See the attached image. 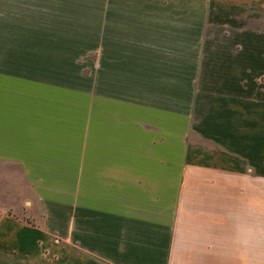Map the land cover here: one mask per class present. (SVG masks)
<instances>
[{
    "label": "crops",
    "instance_id": "crops-1",
    "mask_svg": "<svg viewBox=\"0 0 264 264\" xmlns=\"http://www.w3.org/2000/svg\"><path fill=\"white\" fill-rule=\"evenodd\" d=\"M238 1L252 23L231 27L252 41L199 53L190 8L188 21L140 9L130 22L110 8L101 49L122 50L115 65L141 58L140 79L111 77L141 80L131 103L155 111L156 143L173 145L134 153L130 131L128 150H112L116 122L97 119L100 105L91 136L63 115L81 33L69 17L84 0H0V163L26 181L0 197L32 193L42 212L0 200V264H264V0Z\"/></svg>",
    "mask_w": 264,
    "mask_h": 264
},
{
    "label": "rangeland",
    "instance_id": "rangeland-1",
    "mask_svg": "<svg viewBox=\"0 0 264 264\" xmlns=\"http://www.w3.org/2000/svg\"><path fill=\"white\" fill-rule=\"evenodd\" d=\"M240 2L238 0H166L165 2L162 0H84L83 8L78 11L79 17H77L76 9L74 10L75 17H69L70 30L73 29L72 27L76 29L78 25L81 33L70 34V37L78 35L79 39L74 38L73 40L79 41L70 40L68 79L64 82L68 85L67 112L63 114L65 119L84 121L87 136H91L93 121L96 117L93 107L94 104H97L101 107V113L98 114L97 119L99 118L101 122H116L114 138L116 145L112 146V150L115 149L116 152L128 150L129 145H126L125 141L126 133L130 131L132 152H172L173 145L164 147L156 143V112H145L139 103H131V99L140 101L142 99L141 80L131 81V79L111 77L114 75L124 77L126 72H129V75L132 74L129 77L137 76V79H140L141 58L134 59L137 65L133 67L115 65L114 59L110 56L114 52L122 50L101 49L100 41L108 40L109 19L112 16V19L130 22L132 18L128 14H132L133 10L147 9L155 14L159 10H165V14H167L172 9H179L182 20L188 21V12L184 10L190 8L191 20L194 18L197 25V50L199 53L200 48L206 46L217 48L221 42L237 40L240 47L243 46L242 42L252 41L251 33L237 32L236 27H231L236 26L233 24H236L237 20H244L247 25L252 23L251 14L244 16L243 12L232 8V5L235 7ZM110 8L116 9V11H112L111 16ZM97 90L102 94L100 97L95 96L94 92ZM110 94L113 95L111 101L108 96ZM127 98L130 101H126ZM149 100L156 101L155 94ZM64 101L63 96V105H65ZM108 107H111L112 114L108 112L109 109H105ZM187 147L188 144L182 146L181 150L185 151ZM197 147L203 148V145ZM177 150L179 151V148ZM13 173H16V178L7 176L13 175ZM14 179L18 185L20 183L23 187L25 186L26 181L19 176V168L0 163V185L11 186ZM6 186H4L5 189H11ZM0 200H4L11 206V209L25 215L26 218L38 219L42 215L39 204L32 193L5 191L3 199L0 197ZM36 210L37 214L33 215Z\"/></svg>",
    "mask_w": 264,
    "mask_h": 264
}]
</instances>
